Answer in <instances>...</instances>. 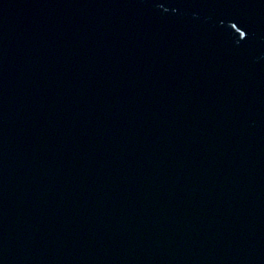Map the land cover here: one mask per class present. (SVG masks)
<instances>
[{"label":"water","instance_id":"water-1","mask_svg":"<svg viewBox=\"0 0 264 264\" xmlns=\"http://www.w3.org/2000/svg\"><path fill=\"white\" fill-rule=\"evenodd\" d=\"M0 264H264V0H0Z\"/></svg>","mask_w":264,"mask_h":264}]
</instances>
